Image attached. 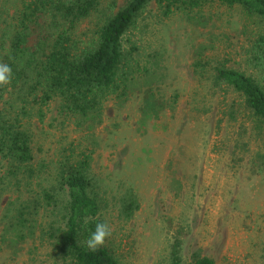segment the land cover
I'll use <instances>...</instances> for the list:
<instances>
[{
    "label": "rangeland",
    "instance_id": "1",
    "mask_svg": "<svg viewBox=\"0 0 264 264\" xmlns=\"http://www.w3.org/2000/svg\"><path fill=\"white\" fill-rule=\"evenodd\" d=\"M20 1L0 0V35L11 32ZM123 2L99 0L76 23L75 36L89 40L95 25ZM162 9L153 1L146 5L122 43L133 46L138 69H155L169 102L164 114L140 118V89L123 102L103 99L92 134L59 110L58 97L40 106L41 115L34 105L22 117L35 173L29 180L10 178L0 156V230L14 207L30 199L32 235L14 254L1 246L0 264H65L49 235L63 224L67 202L57 167L81 150L89 154V190L120 264H167L175 230L182 242L179 264H190L193 249L214 264H264V129L241 94L212 81V66L221 61L252 72L245 50L264 21L217 0L166 14ZM127 187L138 207L125 218L119 198ZM43 190L52 193L49 203L37 200Z\"/></svg>",
    "mask_w": 264,
    "mask_h": 264
},
{
    "label": "trees",
    "instance_id": "2",
    "mask_svg": "<svg viewBox=\"0 0 264 264\" xmlns=\"http://www.w3.org/2000/svg\"><path fill=\"white\" fill-rule=\"evenodd\" d=\"M98 1L21 0L11 32L6 38L0 35V63L8 64L12 70L11 82L0 85V156L6 160L4 171L10 178L20 174L29 180L35 173L31 136L22 119L34 105L41 115L40 106L58 97L59 110L74 116L75 126L89 134L101 122L102 101L108 96L123 102L133 90L141 89V119L158 118L168 106L159 92L155 69H138L133 46L124 47L122 39L151 1L166 14L173 8L189 9L203 0H124L95 25L89 40L81 41L75 36L74 27ZM217 1L237 5L264 21V0ZM194 51L199 54L196 48ZM245 52L251 73L221 61L212 66V81L241 94L244 106L264 129V29L257 31ZM197 64L198 59L194 61ZM79 154L75 158L64 157L57 167V180L65 186L67 202L63 224L49 230L52 250L65 264H120L109 236L96 251L86 246L97 223L104 221L99 201L89 190V154L83 150ZM36 197L41 203L53 199L47 190L37 192ZM29 203L30 199L20 201L1 227L0 247L9 248L11 254L18 252L15 250L21 249L25 238L32 235L27 223L32 211ZM137 207L136 194L127 187L119 198V213L128 218ZM179 232L175 230L172 236L167 264H179ZM189 258L190 264H214L199 249L191 250Z\"/></svg>",
    "mask_w": 264,
    "mask_h": 264
},
{
    "label": "clouds",
    "instance_id": "3",
    "mask_svg": "<svg viewBox=\"0 0 264 264\" xmlns=\"http://www.w3.org/2000/svg\"><path fill=\"white\" fill-rule=\"evenodd\" d=\"M12 70L8 64L0 63V85L11 82ZM111 235V229L105 223H97L95 230L90 234L86 241V246L91 251H96L103 245L105 238Z\"/></svg>",
    "mask_w": 264,
    "mask_h": 264
}]
</instances>
